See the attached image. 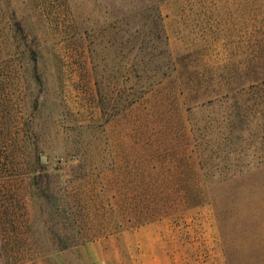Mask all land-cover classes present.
I'll list each match as a JSON object with an SVG mask.
<instances>
[{
	"label": "rangeland",
	"instance_id": "obj_1",
	"mask_svg": "<svg viewBox=\"0 0 264 264\" xmlns=\"http://www.w3.org/2000/svg\"><path fill=\"white\" fill-rule=\"evenodd\" d=\"M24 123L44 193L19 141L8 157ZM224 258L264 260V0H0V264Z\"/></svg>",
	"mask_w": 264,
	"mask_h": 264
},
{
	"label": "trees",
	"instance_id": "obj_2",
	"mask_svg": "<svg viewBox=\"0 0 264 264\" xmlns=\"http://www.w3.org/2000/svg\"><path fill=\"white\" fill-rule=\"evenodd\" d=\"M11 26H12V29H13L12 32L14 35L12 39H13V43L15 47L20 48L21 46H23L24 48H31L30 45H27L28 33L25 31L22 24L19 21L15 20L13 21ZM9 124L11 125V123ZM10 125L8 128V134H7L8 157L10 160L14 157L12 147L14 143H16V141H19L21 144L20 149H23V151L25 152L26 158L28 160V164L32 168L31 170L36 171V172L29 173L32 176V178L30 179L31 188L35 190L34 192L44 193L45 191L42 190V182L40 180L42 178V174L40 172L42 167L39 166L36 162V159H35L36 150L33 147L32 149H29V147H27L29 143V138L27 135L28 126L26 125L28 124L24 123L22 125L23 129H21V132L19 131L20 133H22L21 136L19 135L20 133L19 134L17 133V131L15 130L12 131ZM180 137H181L182 149L180 151L179 158L176 159V161L178 160L179 172L182 177V180L180 183L182 206L198 207L203 204V195L201 192V187H199L198 177H196V174L194 173L195 160H198L199 158L198 153L194 151L195 148L197 149V145L193 143L194 147H192L191 142L193 141V137L187 131L183 130V133ZM189 147L192 149H189ZM198 162L200 163V159ZM198 162H196L197 165H199ZM168 185L169 184L165 181H156V182L151 183L150 187L152 188L154 187L153 189H158V187H166ZM167 210H168V207L166 206L165 203H161V205L159 206L156 205L151 211V213L149 214L148 219L142 222L137 221L135 222V224L137 226V225H141L144 223L154 221L156 220L157 215H161L165 213Z\"/></svg>",
	"mask_w": 264,
	"mask_h": 264
},
{
	"label": "crops",
	"instance_id": "obj_3",
	"mask_svg": "<svg viewBox=\"0 0 264 264\" xmlns=\"http://www.w3.org/2000/svg\"><path fill=\"white\" fill-rule=\"evenodd\" d=\"M224 263L228 264L227 260L224 258ZM258 264H264V260L262 262H259Z\"/></svg>",
	"mask_w": 264,
	"mask_h": 264
},
{
	"label": "water",
	"instance_id": "obj_4",
	"mask_svg": "<svg viewBox=\"0 0 264 264\" xmlns=\"http://www.w3.org/2000/svg\"><path fill=\"white\" fill-rule=\"evenodd\" d=\"M41 160H42V162H44V160H45V157H44V156H41Z\"/></svg>",
	"mask_w": 264,
	"mask_h": 264
}]
</instances>
